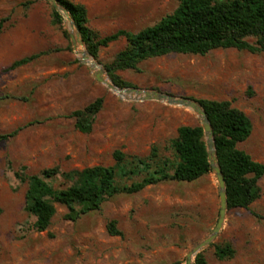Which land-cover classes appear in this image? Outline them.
<instances>
[{
  "label": "rangeland",
  "instance_id": "obj_1",
  "mask_svg": "<svg viewBox=\"0 0 264 264\" xmlns=\"http://www.w3.org/2000/svg\"><path fill=\"white\" fill-rule=\"evenodd\" d=\"M87 9L88 25L99 36L118 29L136 32L173 11L178 0H70ZM48 0H0V264H187V253L214 228L219 214L213 171L190 182L162 181L136 193H118L98 210L71 221L67 208L56 212L44 231L33 227L24 208L23 175L57 167L56 188L70 182L67 173L114 165L120 150L132 157L174 161L171 140L181 125H200L191 110L158 101L126 100L99 83L79 62L62 15L52 21ZM74 32V28H71ZM253 41V38H249ZM118 39L101 47L95 60L103 66L123 49ZM41 53L27 64L15 60ZM138 70L116 74L128 85L194 100H227L251 121L249 137L237 147L264 162V51L217 48L206 54L169 53L138 63ZM110 78V77H109ZM111 80V79H110ZM112 81V80H111ZM120 87V86H119ZM103 97L88 133L74 127L68 114ZM144 171L117 177L120 185L140 180ZM259 197L247 208H227L212 242L229 243L231 258L219 260L210 244L206 264H264V175ZM114 223L118 234L107 226ZM192 258V263H194Z\"/></svg>",
  "mask_w": 264,
  "mask_h": 264
},
{
  "label": "trees",
  "instance_id": "obj_2",
  "mask_svg": "<svg viewBox=\"0 0 264 264\" xmlns=\"http://www.w3.org/2000/svg\"><path fill=\"white\" fill-rule=\"evenodd\" d=\"M65 8L81 36L87 51L96 59L101 47L120 38L125 46L114 59L104 65L108 76L120 87L128 84L116 74L119 70H138L142 60L169 53L206 54L217 48H235L252 53L264 51V0H178L170 13L162 16L152 25L131 32L118 29L99 36L88 25L87 9L70 0H57ZM6 18L0 19V32ZM52 21L58 24L62 15L52 8ZM249 38H253L250 41ZM32 54L13 61L7 69H14L37 58ZM212 126L217 159L224 176L228 208H247L260 195L259 179L264 175V162H258L237 147L252 131L250 119L227 100L199 99ZM103 97H97L81 109L68 114L74 120V127L83 133L92 130L96 114L101 110ZM18 127L9 133L0 134L1 139L16 135ZM175 156L172 162L160 160L152 153L147 159L126 156L120 150L113 154L114 165H94L67 173L70 182L63 188H56L51 179L58 175L57 167L42 169L37 174L23 175L27 187L24 208L34 217L36 231L46 230L56 212L55 204L67 208L65 219L75 221L81 215L98 210L108 198L118 193H136L144 187L162 181H194L211 172L203 130L200 125H181L177 136L171 140ZM144 171L138 181L120 185L117 177H130ZM264 219V213L255 214ZM110 234H118L114 223L107 226ZM214 255L223 260L234 255L229 243L211 244ZM193 264H206V258L197 253Z\"/></svg>",
  "mask_w": 264,
  "mask_h": 264
},
{
  "label": "water",
  "instance_id": "obj_3",
  "mask_svg": "<svg viewBox=\"0 0 264 264\" xmlns=\"http://www.w3.org/2000/svg\"><path fill=\"white\" fill-rule=\"evenodd\" d=\"M51 5L56 8L59 12L62 13V15L68 20L70 25H74V21L71 18L69 12L60 6L57 2V0H48ZM76 28V26H75ZM76 37L78 38V42L83 44V41L81 39V36L76 28V35H73L70 32V39L71 44L73 48H75L76 45ZM85 46V45H84ZM86 48V47H85ZM87 55L84 58H78L79 62L85 64L94 78L101 84L105 85L108 89L111 91L118 90V96H120L123 99L126 100H134V101H158L163 102L165 104L171 105V106H179L188 110H191L195 113L197 116L200 126L203 130V138L206 144V151L208 155V161L211 166L212 171L214 172L217 184H218V194H219V214H218V220L216 222V225L203 240L198 242L188 253H187V264H193L192 258L196 256L197 253L201 252L204 248L209 246L217 237L227 211V194H226V185L223 173L221 171L220 165L218 163L217 159V152H216V145H215V139L214 134L212 130V126L210 124V121L207 117V114L204 110V108L201 106V104L194 99H191L189 97L185 96H176L169 93H164L161 91H154V90H147L137 87H119L116 84H114L104 68V66L94 59V57L87 51ZM91 60V62H90Z\"/></svg>",
  "mask_w": 264,
  "mask_h": 264
},
{
  "label": "bare ground",
  "instance_id": "obj_4",
  "mask_svg": "<svg viewBox=\"0 0 264 264\" xmlns=\"http://www.w3.org/2000/svg\"><path fill=\"white\" fill-rule=\"evenodd\" d=\"M72 27L74 28V32H72V30H71ZM70 32L73 35H76V28L74 25H70ZM77 40H78V38L76 37V41ZM74 50L76 51L78 58H84L87 55L85 46L83 44L79 43L78 41L76 42ZM90 62H91V60H90ZM114 93L118 94V90H115Z\"/></svg>",
  "mask_w": 264,
  "mask_h": 264
}]
</instances>
